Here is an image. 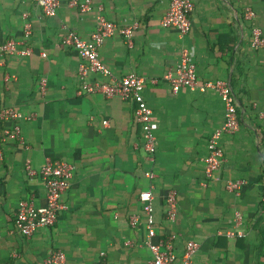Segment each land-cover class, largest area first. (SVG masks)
<instances>
[{
  "label": "crops",
  "instance_id": "1",
  "mask_svg": "<svg viewBox=\"0 0 264 264\" xmlns=\"http://www.w3.org/2000/svg\"><path fill=\"white\" fill-rule=\"evenodd\" d=\"M191 1L190 31L180 35L159 24L169 0H92L117 28L136 26L132 47L115 31L103 40L98 57L114 79L133 73L147 80L142 94L157 124L156 150L149 158L133 118L134 103L78 94L79 57L60 44L67 30L90 38L96 9L80 12L68 6L69 0H59L56 13L44 16L33 0H0V43L21 38L26 14L32 50L0 64V108L31 118L16 122L21 139H7L1 149L0 264H44L51 250L62 251L65 264H97L102 258L107 264H149L138 198L145 190L152 194L153 243L173 235L180 258L186 241L197 242L193 264H262L264 48H252L250 40L252 27L264 36V0ZM245 8L255 13L251 21L242 17ZM183 49L195 65L197 82L227 81L237 105L238 127L220 137L223 160L210 179L204 175L207 142L224 120V105L211 89L170 91L163 75L176 66ZM40 80L46 84L43 93ZM46 160L71 166L60 198L67 208L51 226L26 238L12 227L18 202L44 206L46 189L39 176L28 178L24 167L29 163L38 170ZM236 180L245 182L238 195L225 187ZM170 190L177 214L169 222L164 198ZM131 216L138 218L134 227Z\"/></svg>",
  "mask_w": 264,
  "mask_h": 264
},
{
  "label": "built area",
  "instance_id": "2",
  "mask_svg": "<svg viewBox=\"0 0 264 264\" xmlns=\"http://www.w3.org/2000/svg\"><path fill=\"white\" fill-rule=\"evenodd\" d=\"M34 4L41 10L44 16H53L59 6V0H33ZM68 6L75 8L80 12H88L96 9V26L90 38L83 39L75 32L67 30L60 39V44L65 49L74 50L79 57L77 68V78L79 81L78 94H101L106 98L119 97L122 100H130L134 103L133 118L140 125L142 148L145 154L152 158L156 150L155 132L157 124L152 117L142 91L146 86L144 78L133 73H128L119 79L110 76L109 70L101 63L98 57V48L103 40L111 36L115 31L119 32L125 43L132 47L131 33L136 26H126L117 28V26L108 21L102 14V7H94L92 0H69ZM193 9L191 0H169V5L161 18L159 24L163 28H173L180 35H185L190 31V14ZM242 17L245 21H251L255 13L250 8H245ZM22 36L18 40L9 39L0 43V64L8 56L26 57L32 53L27 45L31 35V25L26 21V14H23ZM250 46L254 49L264 48V36L257 27L251 28ZM45 57V54H41ZM105 78L103 81L95 80L94 77ZM163 80L169 85L170 91L175 94L180 89L204 91L211 89L217 92L224 105V120L210 135L207 142L208 154L204 159V175L210 179L218 170L223 160V152L219 145V139L223 134L234 132L238 127L237 105L231 87L227 81L215 80L206 81L201 84L197 82L195 65L191 61L187 49L180 53L178 63L173 69H169L163 75ZM150 83H156L155 80H148ZM45 80H40L39 91L45 90ZM29 116H24L20 111L11 107L0 108V161L2 160V145L7 139L20 140V127L16 123L20 120H30ZM11 122V126L5 123ZM107 122L102 121L105 125ZM25 171L28 178L39 176L45 184L46 203L44 206H35L32 202L22 200L18 202L14 214L12 227L23 237H29L40 227L51 226L58 212L67 207L61 202L60 198L69 186L71 178V166L59 160H46L38 170L34 169L29 163L25 164ZM147 177H152V173H146ZM245 184L242 180L229 181L226 183V190L239 194V189ZM262 194L261 202L264 203V178L261 182ZM139 201L142 204V211L146 217V240L144 244L149 248L152 258L149 264H193V257L198 251L197 242L188 240L180 258H177L174 252L172 241L173 235L160 239L157 243L152 242L155 236L152 194L150 190L139 193ZM165 218L167 221H173L177 214V200L173 190L167 192L164 198ZM241 215L236 214L235 222L238 224ZM138 223L137 216L129 218L130 226L134 227ZM239 234V232H238ZM240 235V234H239ZM44 264H65V256L60 250H51ZM97 264H107L103 258Z\"/></svg>",
  "mask_w": 264,
  "mask_h": 264
},
{
  "label": "trees",
  "instance_id": "3",
  "mask_svg": "<svg viewBox=\"0 0 264 264\" xmlns=\"http://www.w3.org/2000/svg\"><path fill=\"white\" fill-rule=\"evenodd\" d=\"M262 257H264V256H262ZM262 264H264V260H263Z\"/></svg>",
  "mask_w": 264,
  "mask_h": 264
}]
</instances>
